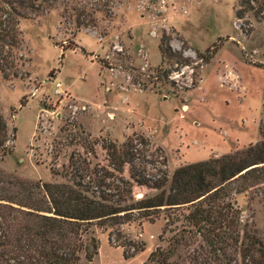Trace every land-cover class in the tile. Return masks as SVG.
I'll return each instance as SVG.
<instances>
[{"label":"rangeland","instance_id":"374dc122","mask_svg":"<svg viewBox=\"0 0 264 264\" xmlns=\"http://www.w3.org/2000/svg\"><path fill=\"white\" fill-rule=\"evenodd\" d=\"M106 1L110 16L96 13L95 27L77 31L59 9L18 20V45L0 58L8 149L1 169L63 181L50 168L59 171L72 151L106 166L102 141L137 134L148 140L149 170L164 168L169 177L180 165L256 142L264 119V14L236 18L238 0ZM160 42L172 55L162 56ZM153 192L133 188L135 197ZM232 198L241 222L264 242V193ZM179 224L165 228L162 214L135 220L110 241L108 229L92 228L97 251L90 259L81 253L79 264H142Z\"/></svg>","mask_w":264,"mask_h":264},{"label":"trees","instance_id":"16d2710c","mask_svg":"<svg viewBox=\"0 0 264 264\" xmlns=\"http://www.w3.org/2000/svg\"><path fill=\"white\" fill-rule=\"evenodd\" d=\"M53 9L74 31L95 27L96 13L110 16L106 0H0L1 60L18 45V20ZM246 14L260 20L264 0H238L235 17ZM159 49L162 56L172 55L167 42ZM257 134L253 144L180 165L169 177L164 168L149 170V143L137 134L120 144L102 141L106 166L72 151L59 171L50 168L59 182L28 180L0 168V264H79L81 253L90 259L97 251L92 228L108 229L110 241L119 225L161 214L165 228L172 221L179 227L142 264H264V242L241 222L232 198L264 193V119ZM6 140L0 114V158L8 153ZM84 146L92 151L88 135ZM135 186L154 192L135 197Z\"/></svg>","mask_w":264,"mask_h":264}]
</instances>
